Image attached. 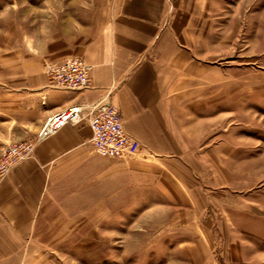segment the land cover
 Returning a JSON list of instances; mask_svg holds the SVG:
<instances>
[{
	"label": "crops",
	"instance_id": "0c3cea01",
	"mask_svg": "<svg viewBox=\"0 0 264 264\" xmlns=\"http://www.w3.org/2000/svg\"><path fill=\"white\" fill-rule=\"evenodd\" d=\"M209 6L203 0H32V56L13 59L11 71L0 75V151L34 142L30 156L0 182V264H47L42 241L56 238L86 197L100 204L102 186L116 185L110 161L116 159L93 152L87 122L35 142L54 113L107 100L119 110L138 157L185 154L180 121L190 97L213 84L195 71L208 43L193 10ZM71 57L87 65L89 87H50L45 65Z\"/></svg>",
	"mask_w": 264,
	"mask_h": 264
},
{
	"label": "rangeland",
	"instance_id": "374dc122",
	"mask_svg": "<svg viewBox=\"0 0 264 264\" xmlns=\"http://www.w3.org/2000/svg\"><path fill=\"white\" fill-rule=\"evenodd\" d=\"M203 1L213 84L180 121L185 154L110 160L115 187L42 241L47 264H264V0ZM31 44L32 0H0V75Z\"/></svg>",
	"mask_w": 264,
	"mask_h": 264
},
{
	"label": "built area",
	"instance_id": "2783aa9c",
	"mask_svg": "<svg viewBox=\"0 0 264 264\" xmlns=\"http://www.w3.org/2000/svg\"><path fill=\"white\" fill-rule=\"evenodd\" d=\"M44 73L50 87L63 91H82L89 87L88 67L77 57L50 62ZM87 122L93 152L103 158L127 159L137 154L136 145L123 129L122 116L107 100L70 107L48 117L37 133L40 141L66 125ZM34 142H20L0 151V182L14 165L30 156Z\"/></svg>",
	"mask_w": 264,
	"mask_h": 264
}]
</instances>
